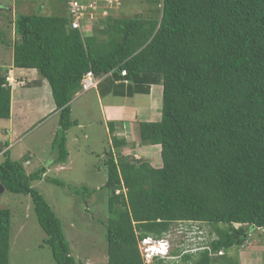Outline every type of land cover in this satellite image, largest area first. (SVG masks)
Segmentation results:
<instances>
[{
    "label": "trees",
    "instance_id": "trees-1",
    "mask_svg": "<svg viewBox=\"0 0 264 264\" xmlns=\"http://www.w3.org/2000/svg\"><path fill=\"white\" fill-rule=\"evenodd\" d=\"M147 2L155 7L151 16L120 17V0L105 20L87 19L81 29L71 27L67 12L20 14L16 39L9 41L13 67L36 70L50 86L59 116L56 165L67 163V133L79 125L71 108L77 94L98 89L102 98L127 99L163 87L161 120L133 128L141 147L160 146V166L126 154L137 145L114 135L112 122L111 144L98 155L107 173L102 189L109 193L102 221L108 264H148L140 242L167 240L180 223L208 225L217 237L195 253L174 249L169 258L240 264L229 250L241 248L249 230L264 231V0ZM87 74L100 80L97 88L83 89ZM8 77L0 69V120L11 116ZM3 156L0 184L31 197L55 264H77L61 220L33 182L46 178L85 201L97 190L47 178L45 167L27 172L28 157L12 160L9 150ZM11 224L10 209H0V264H10ZM153 264H167L166 258Z\"/></svg>",
    "mask_w": 264,
    "mask_h": 264
},
{
    "label": "rangeland",
    "instance_id": "rangeland-1",
    "mask_svg": "<svg viewBox=\"0 0 264 264\" xmlns=\"http://www.w3.org/2000/svg\"><path fill=\"white\" fill-rule=\"evenodd\" d=\"M63 1L0 0V35H2L0 37V69L2 72L16 71V69H12V48L6 47L9 46V41L13 43L16 39L13 25L16 17L20 14H32L38 11H41L43 15L66 14L67 9L65 11ZM154 8L147 0H123V5L119 9L120 17L129 19L141 16L146 18L153 14ZM108 15L109 10H107V15H98L97 18L105 20ZM115 16H119V14L117 13ZM100 20L97 22L100 23L102 21ZM97 22H92V24ZM85 26L86 35H88L92 32L93 27L91 25L88 29V26ZM14 76L17 80L15 73ZM37 76L40 77L38 74ZM16 80L12 79L13 98L17 100L19 95L27 97L28 105L24 107L22 102H17L14 118L10 116L7 119L10 120L9 122L4 119L0 120V145L3 144L4 148V145L9 143L10 148L7 150L10 151L12 160L20 161L24 157H28L27 172L45 167L47 168V178L59 179L73 188L85 185L92 190H97L88 201H85L83 198L71 194L67 188L50 183L46 178L33 182V187L46 198L61 220L70 245L71 255L77 264H108L106 227L102 221L107 220L109 216V193L102 189L107 180V173L98 155L103 154L111 142L101 119L100 104L96 92L89 91L72 105L73 119L79 120L80 126L73 127L69 132L68 147L71 153V165L63 164L62 166L51 164V155L52 152H55L53 147L51 148V140L52 138L54 140L56 136L59 123V116L53 117L52 115L53 109L56 107L52 95L49 97L46 90L36 82L33 83L32 88L22 93L25 86L21 83L18 85ZM158 90V98L156 97L155 102L154 100L152 102L153 109L156 111L159 109L157 101L162 102L160 93L163 91V87H159ZM143 100L148 99H143L140 96L134 97L132 103L142 106V104L145 105ZM105 112V116L107 114L111 119L121 118L120 112L115 109ZM137 112L142 114L144 110L141 112L138 109ZM158 112L161 116V108ZM18 119H21V123L15 129ZM137 126L138 124L134 125L136 128ZM132 128L133 125L127 124L124 126V131L119 134V137L126 138L132 144L137 145L134 152L125 151V153L131 154L130 156L134 154V159L144 158L141 145L138 144V141H133L135 133ZM5 132H7V138L4 137ZM1 149L0 146V163L4 160V152ZM156 159H159V154ZM155 161L154 156H151L150 162L160 166L159 162ZM61 167L64 169H60ZM0 209H10L12 213L10 264H55L49 247L44 245L46 234L38 223L31 197L5 191L0 194ZM221 227L226 228V226ZM235 227L237 228L239 225ZM249 232L250 238L245 244L239 249L229 250L228 255L240 264H264V231L249 230ZM200 233L203 235H199ZM216 237L213 228L208 225L180 223L172 225L170 234L165 239L170 242L168 251L171 256L174 249L183 250L184 253H195L200 244L201 247H205L204 241L211 242ZM150 246L151 248H164L156 242ZM146 247L148 246L140 244V250L145 256ZM151 262L153 264V260ZM166 262L167 264H178L180 260L175 257H167Z\"/></svg>",
    "mask_w": 264,
    "mask_h": 264
},
{
    "label": "crops",
    "instance_id": "crops-1",
    "mask_svg": "<svg viewBox=\"0 0 264 264\" xmlns=\"http://www.w3.org/2000/svg\"><path fill=\"white\" fill-rule=\"evenodd\" d=\"M91 25L94 26L95 24L93 23V24H90V26ZM88 29H89V26H88ZM6 47H8V46H6ZM8 48H10V46ZM12 57H13V51H12ZM12 62H13V58H12ZM13 68L14 67L12 65V69ZM14 69H16V68H14ZM14 73L16 74L17 80L15 79ZM36 73H37L36 70L16 69L15 72H13L11 70L8 74H9V77L11 78L10 79L11 82H12V79H13V80H16L17 83H20V82L26 83L25 88L22 91V93L25 92V90L32 88L33 87V83L36 82L42 89L46 90L47 95H49V97H50V95H52V93H51V89H50V86H49L48 82L46 80L40 79L37 76L38 73L37 74ZM24 83H21V84L24 85ZM18 85H20V84H18ZM159 87H161V86H153L150 95H135L134 96V97L140 96V97H143V99H148V100H145V101L143 100V102H145V105L142 104V106L133 105L132 102H133L134 97L127 98V99H122V97H112V96L107 95V96L102 98L100 96V94H99L98 89L97 90L96 89L95 90H91V91H95L96 95L98 97V101H99V104L101 106L100 107L101 119L103 120V125L106 128V133L108 134L107 137L110 139V142H111V136H112L111 133H110L109 125H108L110 122H112V124H113L112 127L114 128V131H115L114 135L119 136L120 132L124 131V126L127 125V124L133 125V128H134L135 123H137L139 121L157 122V121L161 120V116H160V114L158 112L160 110L161 106H162L160 101H157V105H159L158 111H156V109L154 110L153 106H152L153 100L155 102L156 97L158 98V91H159L158 88ZM13 90H14V88H12V107H11V113L12 114H11V118L12 117L14 118V110L17 107V102H22V106H24V107H27V105H28L27 104V100H26L27 97H22L21 95H19L20 97L17 100L15 98H13ZM87 93L88 92H85V93L81 92V93L77 94L76 98H74L73 102L71 103V108H72L73 103H75L76 101H79L78 99L81 96H83L84 94H87ZM160 98L162 99V91L160 93ZM15 100H16V102H15ZM127 101H131V102H127ZM111 109H115V111L120 112L119 114H120L121 118H113V119H111V118L108 117L107 114L105 116V114H104V113H106L105 111L108 112ZM138 109H140L141 112H142V110H144V113H142V114L138 113L137 112ZM55 110H56V107H55V109H53V113H52L53 117H56L58 115V113ZM20 114L22 115V113H20ZM72 114H73V110H72ZM15 118H16V116H15ZM7 121L9 122L10 120H7ZM20 123H21V119L16 120L15 124H17V125L15 126V129L20 126ZM79 126H80V124L78 126H76V127H79ZM58 127H59V125H58ZM70 130L67 133V149H68V152H69V157H68L67 163H65V164H68V165H71V160H70L71 153H70L69 147H68ZM4 137L7 138V132H5V136ZM52 141H53V138L51 140V148L53 147L52 146ZM108 142H109V140H108ZM9 146H10L9 143L5 144L4 148L2 149V151L4 152L7 149H9L10 148ZM140 148H141L142 155H144L145 158H149L151 160V156H154V158L156 160L155 162H157L156 157H157V155L160 152V146L159 145L158 146H147V147L143 146V147H140ZM56 157L57 156H56L55 152H52V155H51V161L52 162H51V164H55ZM60 169H64V167H61Z\"/></svg>",
    "mask_w": 264,
    "mask_h": 264
},
{
    "label": "built area",
    "instance_id": "built-area-1",
    "mask_svg": "<svg viewBox=\"0 0 264 264\" xmlns=\"http://www.w3.org/2000/svg\"><path fill=\"white\" fill-rule=\"evenodd\" d=\"M101 2H103L105 9L100 12L99 7ZM119 3L120 0H68L67 14L71 21V27L73 29H81L83 27V22H87V19L92 20L98 17V15H107L108 8L117 6ZM99 82L100 80L93 74H87L82 82V86L85 91H88L96 88ZM152 249L158 251V248ZM145 254L146 256L144 254L143 256L146 263L152 264L150 252L147 250Z\"/></svg>",
    "mask_w": 264,
    "mask_h": 264
},
{
    "label": "clouds",
    "instance_id": "clouds-1",
    "mask_svg": "<svg viewBox=\"0 0 264 264\" xmlns=\"http://www.w3.org/2000/svg\"><path fill=\"white\" fill-rule=\"evenodd\" d=\"M66 9H67V7H66ZM9 79H8V81H9V86L11 87V85H12V82H11V80H10V77H8ZM18 84H20V83H18ZM99 85V84H98ZM98 87V86H97ZM96 87V88H97ZM12 89V88H11ZM157 243V244H160V246L161 247H164L163 249L162 248H160V249H158V251H156V250H152V248H151V244L152 243ZM140 244L142 245H144V246H148V247H146L145 249H147L148 250V252H150V254H151V257H152V260L155 258V257H162V258H169L170 257V251H168V247H170V242L168 241V240H155V239H152V238H146V239H144L143 241H141L140 242ZM167 247V248H166ZM170 249V248H169ZM141 253H142V256H143V252L141 251ZM143 258H144V256H143Z\"/></svg>",
    "mask_w": 264,
    "mask_h": 264
},
{
    "label": "water",
    "instance_id": "water-1",
    "mask_svg": "<svg viewBox=\"0 0 264 264\" xmlns=\"http://www.w3.org/2000/svg\"><path fill=\"white\" fill-rule=\"evenodd\" d=\"M5 191V187L0 184V194Z\"/></svg>",
    "mask_w": 264,
    "mask_h": 264
}]
</instances>
